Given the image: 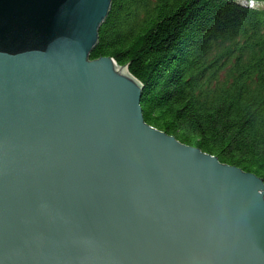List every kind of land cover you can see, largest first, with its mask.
Segmentation results:
<instances>
[{"label": "water", "instance_id": "1", "mask_svg": "<svg viewBox=\"0 0 264 264\" xmlns=\"http://www.w3.org/2000/svg\"><path fill=\"white\" fill-rule=\"evenodd\" d=\"M110 7L0 0V264H264L263 178L145 121Z\"/></svg>", "mask_w": 264, "mask_h": 264}, {"label": "trees", "instance_id": "2", "mask_svg": "<svg viewBox=\"0 0 264 264\" xmlns=\"http://www.w3.org/2000/svg\"><path fill=\"white\" fill-rule=\"evenodd\" d=\"M90 56L143 83L147 123L264 181V7L111 0Z\"/></svg>", "mask_w": 264, "mask_h": 264}, {"label": "rangeland", "instance_id": "3", "mask_svg": "<svg viewBox=\"0 0 264 264\" xmlns=\"http://www.w3.org/2000/svg\"><path fill=\"white\" fill-rule=\"evenodd\" d=\"M238 1L240 4H243V5H247V6H250V7H264V2H259L260 4H254V2L252 0H244L243 2H241V0H236ZM252 1V3H251ZM258 3V2H257ZM124 65V64H123ZM128 68V67H127ZM129 71V70H128ZM130 72V71H129ZM131 73V72H130ZM132 74V73H131ZM138 79V78H137ZM139 80V79H138ZM140 81V80H139ZM141 82V81H140ZM142 83V82H141ZM143 84V83H142ZM174 135V134H172ZM175 136V135H174ZM176 137V136H175ZM177 138V137H176ZM201 149V148H200ZM204 151V150H203ZM207 152V151H205ZM210 153V152H208ZM214 155V154H213ZM216 156V155H215ZM219 159V158H218ZM221 161V160H220ZM223 162V161H222ZM226 163V162H225Z\"/></svg>", "mask_w": 264, "mask_h": 264}, {"label": "bare ground", "instance_id": "4", "mask_svg": "<svg viewBox=\"0 0 264 264\" xmlns=\"http://www.w3.org/2000/svg\"><path fill=\"white\" fill-rule=\"evenodd\" d=\"M243 1H244V0H241V2H243ZM252 1L254 2L255 5H256V4H257V5L260 4V3H259L260 1H257V0H252ZM252 1H251V3H252ZM257 2H258V3H257Z\"/></svg>", "mask_w": 264, "mask_h": 264}]
</instances>
